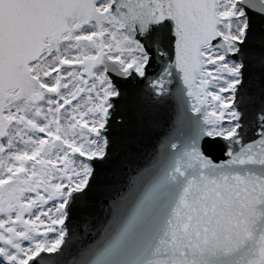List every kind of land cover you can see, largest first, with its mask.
I'll return each instance as SVG.
<instances>
[{"label": "snow or ice", "instance_id": "snow-or-ice-1", "mask_svg": "<svg viewBox=\"0 0 264 264\" xmlns=\"http://www.w3.org/2000/svg\"><path fill=\"white\" fill-rule=\"evenodd\" d=\"M0 264H264V0H0Z\"/></svg>", "mask_w": 264, "mask_h": 264}]
</instances>
